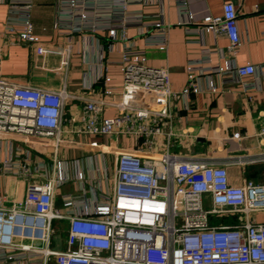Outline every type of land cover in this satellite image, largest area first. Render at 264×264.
I'll return each instance as SVG.
<instances>
[{
	"label": "built area",
	"instance_id": "built-area-1",
	"mask_svg": "<svg viewBox=\"0 0 264 264\" xmlns=\"http://www.w3.org/2000/svg\"><path fill=\"white\" fill-rule=\"evenodd\" d=\"M65 1L70 8L78 3ZM31 9V2H12L8 14L21 18L11 21L7 17L3 34L34 44L42 53L45 49L35 33ZM81 15L79 21L65 12L61 17L70 30L81 31L88 14ZM60 20L57 27H61ZM130 26L150 31L145 38L147 46H167L168 26L160 18L150 20L141 13L125 12L108 26L94 29L107 30L115 38L118 29ZM200 26L201 34L228 38L230 56L224 64L211 67L208 60L204 66L190 63L187 85L175 91L167 67L151 65L144 51L126 50L121 57L125 84L120 101L85 99L84 113L75 129L77 134L135 141L133 149L116 151L110 190L91 189L89 196L84 190L78 195L65 194L64 210L55 211V191L68 181L64 164L58 162L54 176L43 183L28 184L21 204L0 206V264H49L52 260L56 264H264V220L256 217L264 215V184L243 178L241 184L232 182L230 168L242 161L222 160L214 153L155 151L159 137L172 135L165 130L173 118L172 101L201 92L195 78L197 67L211 74L235 71L242 78L260 75L264 79V64L257 68L236 61L241 37L232 2L223 5L219 16L206 13ZM104 81L109 84L111 79L106 76ZM209 90L216 92L212 80ZM112 94L109 87L104 91L105 96ZM72 98L65 84L41 88L0 76V143L23 137L53 142L59 148L66 104ZM105 106H114L118 114L101 116ZM259 135L264 137V128ZM232 138L240 140L242 134L235 132ZM110 150L107 147V152ZM22 152L11 145L0 161V171L27 170L15 160ZM24 153L29 155L28 150ZM76 174L83 180V171ZM56 219L69 221L66 248L61 251L48 247ZM18 235L41 240L46 246L17 244Z\"/></svg>",
	"mask_w": 264,
	"mask_h": 264
},
{
	"label": "crops",
	"instance_id": "crops-1",
	"mask_svg": "<svg viewBox=\"0 0 264 264\" xmlns=\"http://www.w3.org/2000/svg\"><path fill=\"white\" fill-rule=\"evenodd\" d=\"M12 2H31L30 18L39 36L44 52L34 44L23 43L15 35L3 34L7 17L19 21L20 16L8 14ZM70 8L64 0H0V76L22 85L41 88H60L74 98L68 100L63 133L59 148L53 142L14 137L0 143V161L7 149L20 147L22 153L15 160L27 170L16 173L0 171V206L12 207L25 200L29 183H43L56 173V164L62 162L68 181L55 191V211H63V196L78 195L91 189L107 192L112 186L115 153L120 149H133L135 141L129 137L114 139L107 136L77 134L79 118L84 113L85 99L106 100L117 103L124 89L122 54L131 49L144 51L149 63L167 67L172 88L179 91L188 83V66L218 67L230 56L226 36L199 33L203 16H219L223 5L232 2L238 13L241 46L236 55L239 65L251 63L257 68L264 64V0H77ZM125 7V11L123 9ZM79 21L88 14V22L81 31L70 30L62 13ZM127 13H141L147 18H160L168 26L166 47L147 46L145 38L150 31L130 26L118 29L115 38L104 28L114 18ZM193 14V18H191ZM9 15V16H8ZM63 18L64 22H61ZM60 20V26L57 27ZM125 35V37H123ZM196 68V84L201 92L180 96L172 101V122L165 130L171 136L158 138L155 151L168 150L182 155L214 153L222 160L238 159L243 164L230 168L232 182L241 184L254 181L264 184V79L260 75L242 78L235 71L211 74ZM111 82L105 83V77ZM216 92L209 90V81ZM113 94L105 96L107 88ZM118 114L114 106H105L101 116ZM240 132L242 138H232ZM12 140V141H11ZM97 142V146L92 143ZM112 150L107 152V147ZM29 151V155L24 153ZM28 158V161L26 160ZM24 167V168H25ZM77 170L84 173L77 178ZM243 178V179H242ZM74 189H72V188ZM54 234L49 248H66L69 221L56 219L52 223ZM15 242L32 248H44L41 240L18 235ZM11 264H18L14 261ZM49 264H56L52 260Z\"/></svg>",
	"mask_w": 264,
	"mask_h": 264
},
{
	"label": "rangeland",
	"instance_id": "rangeland-1",
	"mask_svg": "<svg viewBox=\"0 0 264 264\" xmlns=\"http://www.w3.org/2000/svg\"><path fill=\"white\" fill-rule=\"evenodd\" d=\"M70 188H72V187H70ZM72 189H74V188H72ZM256 217L260 221H263L264 220V215L259 214V215H256Z\"/></svg>",
	"mask_w": 264,
	"mask_h": 264
}]
</instances>
